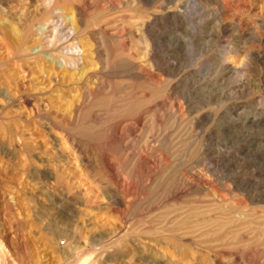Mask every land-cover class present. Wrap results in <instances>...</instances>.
I'll return each instance as SVG.
<instances>
[{"label":"rangeland","instance_id":"1","mask_svg":"<svg viewBox=\"0 0 264 264\" xmlns=\"http://www.w3.org/2000/svg\"><path fill=\"white\" fill-rule=\"evenodd\" d=\"M164 2L55 0L68 24L81 9L85 42H103L98 62L108 67L80 80L50 52L39 58L32 40L44 22L41 0H0V237L9 255L1 264H264V0H174L162 10ZM23 45L33 54H16ZM98 83L81 121L67 122L83 87ZM38 102L63 123L49 125L35 113ZM130 121L141 130L133 134ZM150 179L156 184L143 188ZM241 199L250 206L240 208ZM179 208L190 222L244 212L253 225L229 241L220 240L228 228L215 233L208 221L188 241L139 234ZM115 232L124 238L97 256L91 239Z\"/></svg>","mask_w":264,"mask_h":264},{"label":"bare ground","instance_id":"2","mask_svg":"<svg viewBox=\"0 0 264 264\" xmlns=\"http://www.w3.org/2000/svg\"><path fill=\"white\" fill-rule=\"evenodd\" d=\"M25 1V0H23ZM176 1V0H175ZM8 2V1H7ZM6 2V3H7ZM174 2V0H166V3L163 4L164 6L160 7L162 8V10H165L167 6H169L170 4H172ZM4 3V4H6ZM31 3V2H29ZM28 3V5H29ZM40 3V2H39ZM20 4V3H19ZM35 6V5H32V7ZM25 7V6H24ZM29 7V6H28ZM40 7V8H39ZM36 11L38 12L39 10H43V14L41 15V18L43 19L44 22H41L42 24L40 25V27L37 29V31L35 32V39L32 40V42L34 43L33 45L34 46H37V47H40L39 49V58L42 57L43 58V53L45 52H50L51 55L53 56V61L56 62V64H59L60 65V68L63 69L62 71H75L74 74L72 75H77L79 76L80 80L82 78H84L86 76V79L87 77L90 78H94V77H98L99 76V72H100V69L101 68H107L108 65H109V62H108V59H105L104 61H101V62H98L99 59H100V47H102V40L101 38H98L99 40V43H95V42H91L90 44L88 42H85V40L82 38L84 36H80L81 33H82V28L83 26L81 25V20H82V11L81 9H74L71 10V17H70V20H71V23L68 24L67 22V19H65V17H63L62 13H63V10L61 8H55V0H41V4L36 6ZM2 10V9H1ZM6 10V8H5ZM9 10V9H8ZM30 10V9H29ZM3 11V10H2ZM32 11V10H31ZM27 9H23L22 11V14H26ZM33 13H35L33 11ZM41 13V11L39 12ZM8 14L9 11H8ZM32 14V13H31ZM30 14V15H31ZM79 14L78 16L81 17V20H77L76 21V15ZM29 15V14H28ZM27 16V15H26ZM25 16V17H26ZM37 16V13L36 15ZM6 17V15H5ZM8 17V16H7ZM10 17V16H9ZM32 17H33V20H38V17L36 19H34V14H32ZM2 18V17H1ZM24 19V18H23ZM149 19V18H148ZM156 17H151L150 20L148 21H151V20H155ZM40 21H42L41 19H39ZM25 21V20H24ZM25 22H28L29 24V20H26ZM35 22V21H34ZM149 23V22H148ZM147 22H143V24H141V26L144 28L148 25ZM189 25V24H188ZM141 26L139 25V28H141ZM28 31H32L33 28H35L34 24H33V21L30 23V25L28 26ZM10 28V27H9ZM15 28V27H14ZM13 28V29H14ZM17 28H15L14 30L16 31ZM6 30V29H5ZM8 30V29H7ZM13 31V30H12ZM11 31V32H12ZM18 31V30H17ZM85 32V30H83ZM8 33V32H7ZM90 33V32H89ZM88 34V33H87ZM254 34V33H253ZM11 35V33H10ZM96 34H93L91 33V36L94 37ZM103 35V34H102ZM252 35V34H251ZM33 36V35H32ZM88 37V35H86ZM101 36V34H100ZM13 37V36H12ZM89 37H90V34H89ZM92 39V38H91ZM88 40V39H87ZM90 40V39H89ZM96 40V39H95ZM21 44V41L20 43ZM23 44V43H22ZM21 44V45H22ZM27 44V43H26ZM25 45V44H24ZM23 45V46H24ZM31 45V46H33ZM18 46V45H17ZM33 47H27V46H24L25 49L18 48V50L15 52L16 54L17 53H20V54H25V52H30L32 53L33 50H31ZM100 46V47H99ZM23 49V50H22ZM37 49V48H36ZM38 52V49L36 50ZM33 54V53H32ZM35 54H38L35 52ZM104 54V53H103ZM264 54V53H263ZM15 55V54H14ZM17 56V55H16ZM21 56V55H20ZM25 56V55H23ZM109 56V55H108ZM19 57V56H17ZM49 57V56H48ZM45 58H43V61H44ZM49 59V58H48ZM262 59H264V55L262 57ZM30 61V60H29ZM33 61V60H32ZM110 61V60H109ZM99 63H101V66L98 67L96 70L95 73H90L89 72L91 71V69H88V70H85V67L87 66H96L98 65ZM32 65V64H31ZM60 69V70H61ZM137 69L135 68V71ZM134 72V71H133ZM138 72V71H137ZM66 73V72H65ZM53 76V75H52ZM76 77V76H75ZM77 78V77H76ZM99 80V78H98ZM182 82V81H181ZM85 84V83H84ZM151 86L153 88H156L158 85H156V83L152 82L151 83ZM83 89L85 90V94L83 95L82 97V94H81V97L80 98V95L78 96L79 100H81V105H77L75 106V109L73 110L72 112V117L70 119H65L66 117L64 116H60L58 114H55L53 112L52 107L50 109V106H49V103H40L38 102V104L36 105V112L38 115H40L43 119H45V121L49 124V125H57V124H62L64 119L69 122L70 124H78L80 121H81V118L83 117L82 115L84 114L83 112V109L84 107L87 105H89L92 100L96 97L95 94L96 92H100L102 90V87L101 85H99V83L96 85L95 87V91L93 89H89V87L85 86L83 87ZM105 90V89H104ZM40 91V90H39ZM27 96H23L22 98H24V102L28 104V102L30 101L29 97H28V94L26 93ZM33 96V95H32ZM99 96V95H98ZM115 96V95H114ZM77 98V99H78ZM101 98V96H100ZM112 98V97H111ZM43 99V98H42ZM117 100V98H116ZM98 101V100H97ZM120 101V100H119ZM78 102V101H77ZM76 103V102H75ZM104 103V102H103ZM124 103V102H123ZM76 105V104H75ZM92 105V103H91ZM123 105V104H122ZM125 106V105H124ZM35 107V106H34ZM91 108V107H90ZM125 108V107H123ZM142 108V107H141ZM92 109V108H91ZM122 109V108H121ZM58 110V109H57ZM175 111V110H173ZM174 115H175V112H173ZM173 115V116H174ZM194 115V114H193ZM90 116V115H89ZM181 116V115H180ZM88 117V116H87ZM151 117V116H150ZM93 118V117H92ZM175 118H177V116H175ZM85 119V118H83ZM128 119V118H127ZM184 122V121H182ZM74 126V125H73ZM142 122L141 121H137V122H128V123H125V127H128L130 128V131H132L133 134L139 132L141 130V127H142ZM190 126V125H189ZM124 136V135H123ZM68 137V136H67ZM122 137V136H121ZM120 137V138H121ZM174 137V136H173ZM121 140V144L123 145V148L125 151L127 152H132L133 151V148L131 146V142L129 139L126 138H123V139H120ZM134 142V141H133ZM154 148V147H153ZM135 151V150H134ZM152 151V150H151ZM154 151V150H153ZM6 153V152H5ZM140 157V156H139ZM135 158L137 159L138 158V155H135ZM152 161V160H151ZM149 161V160H146L145 161V165L147 166V168L149 170H151L152 168H154L152 162ZM155 162V161H154ZM152 164V165H151ZM157 170H151L149 171L150 174H153V175H156V172ZM160 172V171H159ZM158 175V174H157ZM156 177V176H155ZM185 177V176H184ZM192 178V177H191ZM197 178V177H196ZM203 178V177H202ZM199 181L197 182H193L191 183L189 186H191V188L194 190L195 189H200L201 188V182L202 179L201 178H198ZM152 180V179H150ZM149 180V181H150ZM187 180V179H186ZM192 180V179H191ZM195 180V179H194ZM156 181L157 180H152L150 183H146L144 184L145 182L141 183V186L143 188H150V187H153L155 184H156ZM188 184V183H187ZM211 185H214V184H211ZM209 186V185H208ZM207 187V186H206ZM208 188V187H207ZM218 187H212V190H214L217 195H218V198H221L220 195H219V189H216ZM221 188V187H220ZM204 189V187H203ZM193 190V191H194ZM199 191V190H198ZM223 191V190H222ZM183 192V191H182ZM206 192V191H205ZM168 193V192H167ZM185 193V192H184ZM213 193V192H212ZM170 195H177L178 197V191H174V189L172 191H170L169 193ZM184 195V194H183ZM214 196V195H213ZM176 197V196H175ZM172 199V198H171ZM177 199V198H176ZM175 199V200H176ZM205 199V198H204ZM207 201V200H206ZM221 203H223L222 199L220 200ZM172 201H170V204H171ZM238 202V201H237ZM221 203L216 202L215 204H213L212 206H223L224 203L221 205ZM180 204V203H179ZM183 204V203H182ZM228 205V204H227ZM240 208H248V205L246 203V201L244 200H240L239 204H237ZM157 206V205H156ZM179 206V205H178ZM188 206V205H187ZM226 206V204H225ZM252 206V205H251ZM166 207V206H165ZM173 207H175L173 205ZM216 207V208H217ZM230 207V206H229ZM254 207V206H253ZM215 208V207H214ZM157 209V208H156ZM200 209V208H199ZM212 209V208H211ZM244 209V210H245ZM158 210V209H157ZM164 210V209H163ZM218 210V209H217ZM242 210V211H244ZM166 211V210H165ZM194 211V210H193ZM231 211V210H230ZM239 211V210H238ZM240 211V212H242ZM254 211V210H253ZM190 211H188L189 213ZM220 212V211H219ZM247 212V211H246ZM187 212L183 213L180 211V208L179 209H174L173 211H171L170 213L168 214H164L160 217H158V219H156L155 221H147V222H144V224L141 226L140 229V232L137 231L136 233L139 232L140 233H144V234H148V236H152V237H155V238H159V239H162V238H171L173 240H175L176 242H180V241H188L189 239H191L192 237H194V235L202 230L203 228H205V226H202L201 224H204L203 222H207L210 224H212L216 229H215V233H218V234H222V232L224 231V229L228 228L230 231L229 232H226L224 234V238H220L221 241H229L231 240L230 238H232V236H238V235H241V234H244V232H241L242 230L244 231H248L250 227H252V225L250 223H248V218L250 217V214H246L244 212L240 213V217H234L233 215H231V213L229 214H221L217 217H214L210 220H205V221H200L201 224L199 223H195L193 220V222H190L189 220V217L188 216H184ZM261 213V212H260ZM192 214V213H190ZM238 214V213H237ZM160 215V214H159ZM254 215V214H253ZM148 216V215H147ZM252 216V215H251ZM262 216V215H261ZM156 217V218H157ZM193 217V216H192ZM195 217V216H194ZM254 217V216H253ZM154 219V218H153ZM201 219V218H200ZM263 219V218H262ZM152 220V219H151ZM258 220V219H257ZM260 220V219H259ZM250 222H251V219H250ZM252 223L253 222V219H252ZM264 223V221H263ZM255 224V223H254ZM258 224V223H257ZM264 224H262L260 227H258V229H262L264 230V227H262ZM137 226V225H136ZM256 226L255 225V229H256ZM253 227V228H254ZM136 228V227H135ZM137 229V228H136ZM255 229H253V232L251 231L250 235L254 234L256 235L257 233V230L255 232ZM227 230V229H226ZM241 230V231H240ZM252 230V228H251ZM255 232V233H254ZM126 233V232H125ZM200 233V232H199ZM198 233V234H199ZM261 233V232H260ZM109 234V233H108ZM119 234L120 233H113L112 235H107V234H100V235H95L91 241L89 242V245L92 249V251L98 256L102 254L103 250L106 248V245L107 243H109L110 241H112L113 239H115L114 241H117L118 239H123L125 235H122L120 238H117L119 237ZM258 234V233H257ZM141 236V235H140ZM236 236V237H237ZM244 236V235H243ZM258 236V235H256ZM234 237L233 239L235 240ZM245 237V236H244ZM250 237V236H249ZM261 240L264 241V231L261 235L258 236ZM164 238V239H165ZM198 237H196L195 239H197ZM252 238V237H251ZM258 238V242H259V239ZM199 239V238H198ZM139 240V239H138ZM219 240V239H218ZM162 241V240H160ZM165 241V240H164ZM255 241V238L253 239V242ZM261 241V242H263ZM119 242V241H118ZM152 242V241H151ZM154 242V241H153ZM221 243V242H219ZM224 243V242H223ZM178 244V243H177ZM240 244V243H239ZM263 244V243H262ZM108 246V245H107ZM227 248V247H226ZM90 249V250H91ZM216 250V249H215ZM154 251V250H153ZM6 253L8 254V251H7V248H6V245L4 243V241L1 239L0 237V260L2 259V257H9V255L6 256ZM93 254V253H92ZM221 254V253H220ZM12 255V254H11ZM85 255V254H84ZM215 255V254H214ZM104 256V254H103ZM234 256V255H233ZM87 257V256H85ZM228 257V256H227ZM107 258V257H106ZM246 258V257H245ZM235 259V258H234ZM12 260V259H11ZM80 260V259H79ZM78 261L76 262H70L68 264H78ZM86 260V259H85ZM88 260V259H87ZM86 260V261H87ZM230 260V259H229ZM264 260V259H263ZM112 261V257H109L108 260L106 262H110ZM88 262V261H87ZM263 262V261H262ZM152 264H156V262H151ZM0 264H1V261H0ZM86 264V263H85ZM102 264V263H101ZM147 264V263H146Z\"/></svg>","mask_w":264,"mask_h":264}]
</instances>
